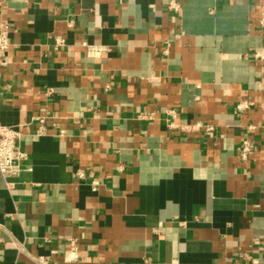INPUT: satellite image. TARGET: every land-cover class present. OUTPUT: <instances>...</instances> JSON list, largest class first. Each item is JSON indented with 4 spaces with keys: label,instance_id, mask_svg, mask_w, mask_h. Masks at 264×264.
Returning a JSON list of instances; mask_svg holds the SVG:
<instances>
[{
    "label": "crops",
    "instance_id": "1",
    "mask_svg": "<svg viewBox=\"0 0 264 264\" xmlns=\"http://www.w3.org/2000/svg\"><path fill=\"white\" fill-rule=\"evenodd\" d=\"M179 2L0 0V122L28 155L0 173V264H264V0Z\"/></svg>",
    "mask_w": 264,
    "mask_h": 264
},
{
    "label": "built area",
    "instance_id": "2",
    "mask_svg": "<svg viewBox=\"0 0 264 264\" xmlns=\"http://www.w3.org/2000/svg\"><path fill=\"white\" fill-rule=\"evenodd\" d=\"M181 4L179 0H169L168 8L171 10H179ZM72 24V21L69 22ZM260 28L264 34V14L259 20ZM9 26L6 23L0 22V63H2L9 51L10 48V37H9ZM67 39L62 35H57L54 38L53 49L58 51L61 48L67 45ZM169 43V41H168ZM88 48V54L90 56H98L102 50V48L95 44L85 43ZM168 52V48H166L165 53ZM247 57H251L258 61H264V46L254 49L251 52L247 53ZM49 94L54 92L53 88H49L47 91ZM2 100L1 97V89H0V102ZM254 101L250 99L241 100L237 102L235 105V112L241 116L246 111H248L253 105ZM169 114V118L167 119L168 127L172 129H177L184 133L191 132H204L208 136L212 137L215 135L217 130V125L204 121L202 119H194L192 121H180L179 113L177 109L171 108L167 109ZM38 134H43L46 131V117L41 116L38 118ZM249 132H253L259 128H264V123L262 125L250 124L248 126ZM20 131L10 125H6L0 122V173L4 176H14L19 173V171L23 167V163L25 159H27L26 151L22 150L19 147V139H20ZM257 145L256 141L250 136L246 135L241 143L240 155L244 161H247L250 157V154L255 151ZM77 175L81 178L85 175L83 169L78 170ZM14 182H8L9 186H12ZM94 190H97V184L94 183L92 185ZM72 246L75 249V241L72 239ZM264 260V255H263Z\"/></svg>",
    "mask_w": 264,
    "mask_h": 264
}]
</instances>
